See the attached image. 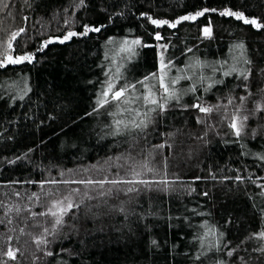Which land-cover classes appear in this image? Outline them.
I'll return each instance as SVG.
<instances>
[{"label":"trees","instance_id":"obj_1","mask_svg":"<svg viewBox=\"0 0 264 264\" xmlns=\"http://www.w3.org/2000/svg\"><path fill=\"white\" fill-rule=\"evenodd\" d=\"M226 10L264 25V0L0 3V264H264V128L196 107L264 84V27Z\"/></svg>","mask_w":264,"mask_h":264},{"label":"rangeland","instance_id":"obj_2","mask_svg":"<svg viewBox=\"0 0 264 264\" xmlns=\"http://www.w3.org/2000/svg\"><path fill=\"white\" fill-rule=\"evenodd\" d=\"M136 40L141 42L140 39ZM162 40V37L158 40V58L160 68L155 73L156 76L152 75L150 78L151 83H154L155 85L160 84L158 77L164 76L165 79L167 75H164V72L161 71L162 61L163 64L167 65V68L165 69L166 73L168 70V65L170 64L167 56L168 44L162 42ZM135 45L139 46L141 43ZM149 84V81L146 82V85L149 86ZM149 90H151L152 96L157 95L156 93L158 91L156 90V87L152 86L149 88ZM197 105L200 106L197 108L211 109V111L204 112L200 110L199 112L202 116L201 119H203V122L205 121L206 123L207 132H211L213 129L216 130V128L218 129L222 127L223 124H227L236 134V129L232 127L234 122L237 128L240 130L239 134H246V132L251 130V133L255 134L260 130V127L264 128V84L256 91H248L242 95L234 94L228 97H223L219 100H215V102L212 104L207 103L206 105ZM215 120L219 122L218 126L214 125ZM72 200L73 196L71 194L54 199L51 206V212L56 213L57 216H60L63 212L70 208L69 205L72 206Z\"/></svg>","mask_w":264,"mask_h":264},{"label":"snow or ice","instance_id":"obj_3","mask_svg":"<svg viewBox=\"0 0 264 264\" xmlns=\"http://www.w3.org/2000/svg\"><path fill=\"white\" fill-rule=\"evenodd\" d=\"M2 2H3V0H0V3H2ZM5 6H6V5H5ZM205 11H208V10L205 9L204 11L197 12L194 16H191V15H190V16L181 17V18H180L179 20H177L175 23H169L168 21H158V20H155V19L152 20V23L155 24V25H157V26H159V25H163V24H169L170 27H175L176 24L180 23L181 20L196 19L197 16H201V15H203ZM212 11H215V9H213ZM220 14H221V15L235 16L236 19H238V20H243V22H244L245 24H252V25H254V26H256V27H264V25L259 24V23L257 22V20H255V19H247V18H245L244 15H243L242 13H236V12H232V11L226 10L225 12H222V13H220ZM92 30H93V31H99V29H92ZM22 31H23V29H20V32H22ZM20 32L13 33V34H12V37H11V40H14V39L20 34ZM204 34H205L206 36H211V30H210V28H205V29H204ZM73 35H75V33H69L68 36L65 37V39H68V38H70V37L73 36ZM156 39H157V40L161 39V37L159 36V34H157ZM11 40L9 41V47L11 46ZM50 42H51V41H49V42H47V43H50ZM61 42H63V41H61ZM124 43H125V44H128L129 42H128V41H125ZM140 43H141V42H140L139 40L131 41V44H140ZM6 59H7V62H8V63L15 64V63H21V62H23V61H25V60H28V61L30 62L31 59H32V57H31V56H20V57H17V58H15V59H13V58H11V57H7ZM0 66H3V63H0ZM166 68H167V65L163 64V61H162V63H161V71L164 72V75L167 74L166 71H165ZM153 76H156V74L154 73ZM146 79H147V78H146ZM158 79H159L160 85L164 88L165 93H169V88H168V86L164 84V76H160V77H158ZM141 83H143V82H141ZM173 83H175V81H173ZM114 87H115L114 84H112L111 82H109L108 85H107V91H105V92L103 93V96H104V97H107V96H108V92H111V91L113 90ZM133 87H134V86H133ZM126 91H127L126 88H121L119 91H115V92L113 93V95H112V99H113V100H119L122 96H124V93H125ZM171 95H174V93H171ZM143 99H144L146 102L150 103V104H156V105H158L159 107H163L162 105H159V104H158V101H157V100H155V99L152 98L151 90H149L148 95L144 96ZM98 103H100L101 106H103V104L108 103V100H107V99H102V100H99ZM196 107H200V106H199V105H196ZM200 110H201V111H204V112L211 111V109H206V108H200ZM245 119H246V118H245ZM117 123H120V122L118 121ZM143 124H144V122L141 121V124H137V125H135V126H136V127H140V126L143 125ZM144 126L146 127V125H144ZM232 127H233L234 129H236V134L239 135L240 130H239V128H237L235 122L232 124ZM237 179H239V177H238ZM69 207H71V205H69ZM52 215L55 216L56 213H52ZM56 223H60V220L57 219ZM260 235H261L262 237H264V233H261ZM50 254H51V253H49V255H50ZM7 255H8L10 258H13V259L15 258V254H14L11 250L8 251Z\"/></svg>","mask_w":264,"mask_h":264},{"label":"water","instance_id":"obj_4","mask_svg":"<svg viewBox=\"0 0 264 264\" xmlns=\"http://www.w3.org/2000/svg\"><path fill=\"white\" fill-rule=\"evenodd\" d=\"M154 44H147L146 47H152Z\"/></svg>","mask_w":264,"mask_h":264}]
</instances>
